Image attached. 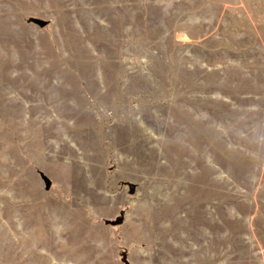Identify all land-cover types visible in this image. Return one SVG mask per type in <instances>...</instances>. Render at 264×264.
<instances>
[{
	"label": "rangeland",
	"instance_id": "374dc122",
	"mask_svg": "<svg viewBox=\"0 0 264 264\" xmlns=\"http://www.w3.org/2000/svg\"><path fill=\"white\" fill-rule=\"evenodd\" d=\"M0 264H264V0H0Z\"/></svg>",
	"mask_w": 264,
	"mask_h": 264
},
{
	"label": "water",
	"instance_id": "95a60500",
	"mask_svg": "<svg viewBox=\"0 0 264 264\" xmlns=\"http://www.w3.org/2000/svg\"><path fill=\"white\" fill-rule=\"evenodd\" d=\"M131 191L134 192V187L131 188Z\"/></svg>",
	"mask_w": 264,
	"mask_h": 264
}]
</instances>
